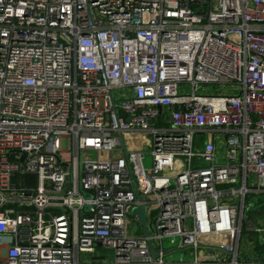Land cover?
Wrapping results in <instances>:
<instances>
[{
  "label": "built area",
  "instance_id": "2783aa9c",
  "mask_svg": "<svg viewBox=\"0 0 264 264\" xmlns=\"http://www.w3.org/2000/svg\"><path fill=\"white\" fill-rule=\"evenodd\" d=\"M262 195L264 0H0V264H264Z\"/></svg>",
  "mask_w": 264,
  "mask_h": 264
},
{
  "label": "rangeland",
  "instance_id": "374dc122",
  "mask_svg": "<svg viewBox=\"0 0 264 264\" xmlns=\"http://www.w3.org/2000/svg\"><path fill=\"white\" fill-rule=\"evenodd\" d=\"M228 90H226L225 88H221L219 85H212V86H208L206 91H205V95H214L215 93H222V94H226ZM148 134H140L137 137L138 142L144 144L143 146H139L140 150L144 153V158H143V166L145 169H149L151 167V156L149 153V146L147 145V139H148ZM201 139L203 140V135L201 137ZM105 157V155H103V158ZM92 158H95V155H92ZM257 203L252 207L251 210L246 209L245 214L247 215L248 213H250V220L249 221H254L255 219H257L256 217L260 214H264V207H262L260 210H257V208H260L258 206L262 205L264 206V195L262 196H258L257 197ZM152 216H154L153 214H149L148 216V220H149V227L152 225L150 223ZM256 221V220H255ZM127 233L130 236L133 235H140L141 234V226L140 224L135 221L134 217H130L129 221H128V225H127ZM208 243H212V245L210 244H203V248H200L202 250H208L210 249L209 247H214L213 244H216V241H212L211 239H209L207 241ZM164 250L166 252H168L165 255V260L169 261V262H190L192 260L195 259L194 255H191L190 253H192V248H183L180 249L179 247H177L176 245L173 247H170L168 245L167 242H164L163 244ZM243 248H245V242L242 240L241 244H240V251H243ZM97 250H99L98 252L100 253V255H102L104 258H106L108 261L113 259V256L111 255V252L109 250L103 249L101 247L97 248ZM204 253L199 251L198 254V259L202 260V255Z\"/></svg>",
  "mask_w": 264,
  "mask_h": 264
},
{
  "label": "crops",
  "instance_id": "0c3cea01",
  "mask_svg": "<svg viewBox=\"0 0 264 264\" xmlns=\"http://www.w3.org/2000/svg\"><path fill=\"white\" fill-rule=\"evenodd\" d=\"M260 208H257V210H260L262 207V205L258 206ZM251 210L252 207L247 206L245 208L246 209ZM244 216L245 218H247V220L249 221L251 218L250 213H248L247 215L244 212ZM257 219H255L254 221H251L257 225L264 223V214H260L256 217ZM242 240L245 242V248H243V251H240V244L242 242ZM238 250H239V260H242V257H249L251 259H255V260H260V261H264V234H258L252 231H248L246 229V226H243L242 228V232H241V236H240V240L238 243Z\"/></svg>",
  "mask_w": 264,
  "mask_h": 264
},
{
  "label": "water",
  "instance_id": "95a60500",
  "mask_svg": "<svg viewBox=\"0 0 264 264\" xmlns=\"http://www.w3.org/2000/svg\"><path fill=\"white\" fill-rule=\"evenodd\" d=\"M136 196H137L136 199L138 201H140L141 200V197L138 196V194H136ZM132 216L137 218L138 223L140 224V226L142 228V234H143V236H146L147 237L149 233H148V230L146 228V216L147 215H145L144 208L143 207H135L132 210ZM149 246H150V251H152L151 252L152 255L153 256H156V253H155V251H154V249L152 247L151 242H149Z\"/></svg>",
  "mask_w": 264,
  "mask_h": 264
}]
</instances>
